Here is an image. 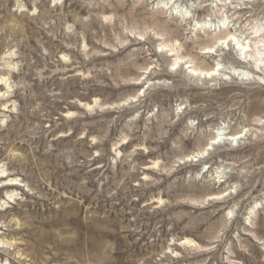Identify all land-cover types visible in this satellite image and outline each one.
<instances>
[{
  "label": "rangeland",
  "instance_id": "374dc122",
  "mask_svg": "<svg viewBox=\"0 0 264 264\" xmlns=\"http://www.w3.org/2000/svg\"><path fill=\"white\" fill-rule=\"evenodd\" d=\"M262 29L264 0H0V264H264V73L218 47ZM217 127L245 135L184 160Z\"/></svg>",
  "mask_w": 264,
  "mask_h": 264
},
{
  "label": "bare ground",
  "instance_id": "6f19581e",
  "mask_svg": "<svg viewBox=\"0 0 264 264\" xmlns=\"http://www.w3.org/2000/svg\"><path fill=\"white\" fill-rule=\"evenodd\" d=\"M224 28H226V27H224ZM254 30H256V29L254 28ZM249 34L253 35L255 33L254 32H251ZM259 37H260V35H259ZM238 42L240 43V41H238ZM241 44H242V46H243L244 49H247V51L239 50L240 52H243V57L242 58H237V60L238 61L245 62L246 60H248L249 57H251V59H250L252 61L251 67L254 68L253 70H255V72H257L259 70L258 72H260L261 74L264 73V65L262 66V64H261L262 57L260 55L261 54L260 48L261 47H264V38L261 37V39H258L257 40L256 45H255V48H253L252 47L253 45L251 46V44L249 45L250 49L247 48L248 45H245L244 43H241ZM160 47H162V46H160ZM210 48H213V47L205 48L204 53H207V54L213 53L211 51H206V49H210ZM162 50H163V48H162ZM168 53L172 54V50H169ZM177 59L178 58H175L174 65L175 64H178L177 63L178 61H176ZM189 67H191V66L188 65V68ZM220 70H221L220 63H217V64L213 65L212 67H210L208 69H200V68H193L192 67L189 72H190V74H192V76H194V75L195 76H198V77L202 76L204 79H207V78H210L211 79L214 76H216V74ZM250 70H252V69H250ZM225 74L231 75L232 78H236L235 76H239L240 75L242 77V79H241L242 81H243V78L246 77V71L241 70V69H236V68H233V69L229 70V73L227 71ZM244 79H246V78H244ZM1 81L4 82V79L3 78H0V86H1ZM1 95H3V94H1ZM221 132H223V131H221ZM219 133H220V128L217 127L215 129V131H214L213 137L211 138V140L209 141V143H207V145L204 147V149L201 152L192 154L190 156H186L184 160H186V161H197L200 158H203L204 156H207V151L210 150L211 146H213L215 144H219V140L225 139V140H227L229 142L230 141L232 142L233 140L243 138L242 136L245 135L243 131L242 132L235 133V134H229V133H224V134L223 133H220L219 134ZM221 134L225 135V137L224 138H220L221 137ZM0 174H1V178H3L4 175H3V171L2 170H0ZM3 180L8 181V183L6 184V186L8 185V187H12V186L19 185V184H17L18 181H16V178H8L6 176L5 178H3ZM7 196H8V198H11L12 195H8L7 194ZM1 241L2 240H0V242ZM2 242L5 243L6 245H9V242L8 243L5 242V241H2Z\"/></svg>",
  "mask_w": 264,
  "mask_h": 264
},
{
  "label": "snow or ice",
  "instance_id": "6c2138e0",
  "mask_svg": "<svg viewBox=\"0 0 264 264\" xmlns=\"http://www.w3.org/2000/svg\"><path fill=\"white\" fill-rule=\"evenodd\" d=\"M262 31H264V29H262ZM143 38L144 37H141V39H143ZM218 47H223V48L229 49L230 51L232 49L247 51V49H244L242 44L238 42V38L235 35H229L225 39H222L220 41ZM206 51L215 52L216 48L206 49Z\"/></svg>",
  "mask_w": 264,
  "mask_h": 264
},
{
  "label": "water",
  "instance_id": "95a60500",
  "mask_svg": "<svg viewBox=\"0 0 264 264\" xmlns=\"http://www.w3.org/2000/svg\"><path fill=\"white\" fill-rule=\"evenodd\" d=\"M218 26H223V24H219ZM218 27H216V29H217ZM200 78H203L202 76L200 77ZM238 78V77H237ZM204 79V78H203ZM247 80H249V79H247Z\"/></svg>",
  "mask_w": 264,
  "mask_h": 264
}]
</instances>
